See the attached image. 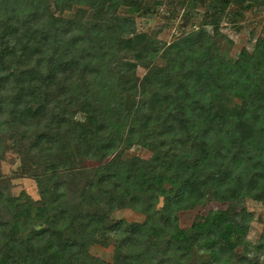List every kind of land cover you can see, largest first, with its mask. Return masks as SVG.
Wrapping results in <instances>:
<instances>
[{
  "label": "trees",
  "instance_id": "obj_1",
  "mask_svg": "<svg viewBox=\"0 0 264 264\" xmlns=\"http://www.w3.org/2000/svg\"><path fill=\"white\" fill-rule=\"evenodd\" d=\"M164 1L172 8L186 4L200 8L199 26H210L214 31L223 18L239 14L237 9L228 10L229 4L249 9L254 0ZM119 2L0 0L2 128L10 127L14 134L13 124L17 129L34 126L22 108L35 101L45 86L47 65L54 70L55 61L53 65L61 68L55 70L59 77L67 72L68 64L73 65V71L81 70L91 77L82 85H73L72 93L66 90L67 76H63L64 83L59 78L55 82L63 91L64 102L59 107L55 103L50 106L53 134L48 146L43 147L49 156L41 159L42 174L34 177L39 198L17 202L0 192V264H106L87 251L95 243L96 233L111 230L121 236L123 246L113 264H160L158 260L167 264H194L192 246L211 252L213 258L205 264H218L230 262L236 246L245 247L243 211L239 214L211 211L202 221L196 218L187 230L177 226L175 213L205 200L239 201L249 197L264 205V40L255 43L252 53L241 50L233 61L220 57L212 43H190V36L180 40L181 48L179 43L172 45L177 47L172 60L181 61L178 72L172 75L167 70L148 81L165 101L163 113L168 128L165 134L170 146H182L176 153L169 148L159 153L166 143L156 147L152 161L161 168L160 173L136 157L130 161L111 158L83 178L67 170L66 161L60 156L49 160L53 152L63 153L70 145L60 140L66 125L72 133L70 142L90 158L107 154L112 143L120 138L119 131H115L113 139L109 136L105 139L103 132L93 127L98 122L110 130L112 124L106 97L97 95V91L92 93V87L103 70V58L119 48L121 35L131 33L124 27L129 15L149 16L155 12L154 8L131 0L125 3L129 14L114 20L113 26L97 23L85 27L54 16L50 3L58 10L87 3L96 15H101L117 8ZM201 27L196 38L203 34ZM139 53L140 57L145 56L143 50ZM169 87L176 93L174 98L167 93ZM220 91L236 94L242 106L232 114L211 111L207 105L210 94ZM79 100L84 123L63 115L64 108ZM21 135L20 132L16 144ZM33 136L30 146L40 139L38 134ZM134 137L136 134L131 138ZM158 197L162 204L155 209ZM123 207L146 215L142 223L128 224L127 234L119 221L109 217L112 211ZM213 217L217 221L207 225ZM234 264L258 263L238 256Z\"/></svg>",
  "mask_w": 264,
  "mask_h": 264
},
{
  "label": "rangeland",
  "instance_id": "obj_2",
  "mask_svg": "<svg viewBox=\"0 0 264 264\" xmlns=\"http://www.w3.org/2000/svg\"><path fill=\"white\" fill-rule=\"evenodd\" d=\"M46 1L49 2V0ZM119 1L117 8H110L101 15H96L94 9L87 3L71 4L68 10H58L50 3V12L56 17L71 19L85 27L97 23L113 26L114 20L129 14L125 3H129L131 0ZM138 1L141 6L148 9L154 8L155 12L149 16L129 15L126 20L128 25H124V27L131 33L121 35L119 48L103 58V70L98 75V81L94 82L93 87L91 86L92 93L97 91V95L100 93L106 97L104 101L109 106L108 116L112 124L110 130L98 122L94 123L93 127L97 132H103L102 137L105 139L107 136L113 139L115 131H119L120 138L112 143L107 154H100L102 156L99 155L98 158H90L84 156L75 144L70 142L72 133L66 125L60 140L66 145L70 144L69 147L65 152L55 151L49 157L50 160V158L55 159L60 156L66 161L65 168L67 170L75 172L83 178H88L95 167L111 158L130 161L136 157L160 173L161 168L152 161L156 147L161 143H166L164 148L159 149L161 151L159 153L167 148L171 149L173 153L180 151L182 146L174 144L170 146L169 137L165 134L168 130L165 127L163 113L165 101L160 94L155 92L154 86L150 87L148 84L150 78L159 73H167L168 70L172 75H175L176 71L178 72L181 61L177 63L172 60L177 49L176 46L172 47L174 43H179L177 45L180 47V43H182L180 40L190 36L192 37L190 43H212L213 49L220 57L233 61L241 50L252 53L255 43H261L260 41L264 40V0H254L249 9L241 8L233 1L234 4H229L227 9H237L239 14H230L223 18L214 31L210 26H199L202 12L200 8L193 9L187 4L182 8H172L164 0ZM199 27L203 29V34L196 38L195 35H198ZM139 50H143L145 53V56H141L142 58ZM53 63L54 70L48 65L46 66V70L48 69L46 84L38 93L36 100L22 108L25 116L31 119L34 126L17 129L18 126L13 124L16 128V132L13 134L10 127L2 128V124H0L2 140L0 144V192L6 197L16 198L17 202L28 198L32 201L39 198L34 177L42 174L43 167L40 161L43 157L49 156L45 154L43 147L48 146V141L52 139L53 134L54 124L50 106L55 103L59 107V104L64 102L63 91L56 85V80L59 78L62 81L63 76H67L69 88L66 90L69 92L73 89V85L79 86L84 84V80L91 79L81 70L73 71L71 64L66 66L67 72H62L59 77L55 70L59 71L61 68ZM62 83L64 82L62 81ZM167 93L171 98H174L176 94L172 87L167 88ZM81 101L64 108L63 115L68 119L72 118L84 123L86 119L83 115L85 114H82L78 109ZM207 105L211 111L232 114L242 106V100L232 92L220 91L210 94ZM20 132L22 133L21 141L16 144ZM33 133L38 134L40 139L30 146L34 141ZM133 134H136V137L131 138ZM143 143H147L149 146H144ZM161 204V197H158L154 205L155 209H158ZM211 211H226L228 214H239L243 211L245 214L241 226L244 230L245 247L236 246L231 251L230 262L222 261L218 264H234L238 256H243L253 263L264 264V249L259 248H264V205L249 197L239 201L205 200L202 204L193 206L191 209L176 211L177 226L187 230L196 218L202 221V218ZM109 217L119 221L120 228L127 234L130 231L128 224H140L146 215L129 207H123L112 211ZM216 221L217 218L213 217L207 225H213ZM225 227H229V225ZM94 239L95 243L88 248V254L100 258L106 264H113L123 248L121 236L111 230L96 233ZM234 239L233 236L232 240ZM212 258L208 249L192 246L191 259L194 264H197L198 261H203L205 264ZM158 259L159 256L156 260ZM156 262L167 264L165 260Z\"/></svg>",
  "mask_w": 264,
  "mask_h": 264
}]
</instances>
